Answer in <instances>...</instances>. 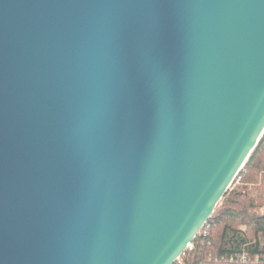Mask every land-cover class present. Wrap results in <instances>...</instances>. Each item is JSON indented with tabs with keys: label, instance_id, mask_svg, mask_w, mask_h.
Here are the masks:
<instances>
[{
	"label": "water",
	"instance_id": "obj_1",
	"mask_svg": "<svg viewBox=\"0 0 264 264\" xmlns=\"http://www.w3.org/2000/svg\"><path fill=\"white\" fill-rule=\"evenodd\" d=\"M264 136V0H0V264H175Z\"/></svg>",
	"mask_w": 264,
	"mask_h": 264
},
{
	"label": "trees",
	"instance_id": "obj_2",
	"mask_svg": "<svg viewBox=\"0 0 264 264\" xmlns=\"http://www.w3.org/2000/svg\"><path fill=\"white\" fill-rule=\"evenodd\" d=\"M264 136L204 230L175 264H264Z\"/></svg>",
	"mask_w": 264,
	"mask_h": 264
},
{
	"label": "rangeland",
	"instance_id": "obj_3",
	"mask_svg": "<svg viewBox=\"0 0 264 264\" xmlns=\"http://www.w3.org/2000/svg\"><path fill=\"white\" fill-rule=\"evenodd\" d=\"M260 213H264V209Z\"/></svg>",
	"mask_w": 264,
	"mask_h": 264
},
{
	"label": "built area",
	"instance_id": "obj_4",
	"mask_svg": "<svg viewBox=\"0 0 264 264\" xmlns=\"http://www.w3.org/2000/svg\"><path fill=\"white\" fill-rule=\"evenodd\" d=\"M193 246V245H192ZM192 248V247H191ZM180 260V259H179Z\"/></svg>",
	"mask_w": 264,
	"mask_h": 264
}]
</instances>
